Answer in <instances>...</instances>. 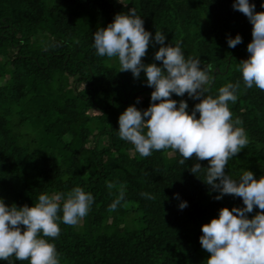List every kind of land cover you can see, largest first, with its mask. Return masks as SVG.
Listing matches in <instances>:
<instances>
[{"label":"trees","instance_id":"16d2710c","mask_svg":"<svg viewBox=\"0 0 264 264\" xmlns=\"http://www.w3.org/2000/svg\"><path fill=\"white\" fill-rule=\"evenodd\" d=\"M233 3L0 0V198L9 206L31 207L40 194H67L77 186L94 197L78 225L60 222L59 237L50 239L60 264H206L202 225L217 218L221 208L244 207L239 197L216 200L219 193L204 182L205 171L198 177L189 171L197 162L208 167L207 161L180 165L182 157L171 149L142 157L119 138L120 114L132 105L146 110L154 89L143 71L139 78L119 72L118 60L99 57L93 46L99 28L134 8L153 37L145 64H162L154 59L159 30L166 45L179 41L186 58L213 66L207 95L215 98L219 88L239 82L238 99L229 108L233 119L242 121L249 143L229 160L226 173L238 179L250 170L259 179L264 176V91L247 88L238 70L250 55L252 25ZM250 3L264 11V0ZM237 34L242 43L230 48L227 41ZM172 98L185 100L189 113L199 102L187 94ZM121 188L124 199L109 211ZM182 202H187L184 209Z\"/></svg>","mask_w":264,"mask_h":264},{"label":"clouds","instance_id":"9594fccd","mask_svg":"<svg viewBox=\"0 0 264 264\" xmlns=\"http://www.w3.org/2000/svg\"><path fill=\"white\" fill-rule=\"evenodd\" d=\"M255 7L250 0H234L233 3V8L244 14L252 25V39L247 45L250 55L239 62L238 70L247 88L255 86L264 91V11L257 12ZM93 37L99 57L118 60L119 72L130 71L134 78H139L143 71L147 86L154 89L146 110L132 105L120 114L119 138L131 143L142 157L171 149L182 157L180 165L193 159L207 161L208 167L197 162L189 171L196 176L202 169L205 171L204 182L219 193L216 200L231 195L243 201L244 207L221 208L217 218L202 225L199 240L202 249L209 254L206 264H264V176L257 179L252 171L246 170L234 179L226 173L229 160L249 143L245 129L239 126L242 121L233 119L229 108V102L235 104L238 99L239 82L219 88L215 98L207 95L213 83L210 75L213 66L201 67L199 58H186L179 41L175 46L166 45V36L159 30L154 40L160 47L154 59L162 64H145L143 58L153 37L134 8L127 14H116L114 20L107 27L99 28ZM227 43L235 48L242 43V37L237 34ZM173 94L179 97L187 94L199 102L189 113L188 103L183 99L177 102ZM107 187L112 189L114 185L108 183ZM141 195L153 198L147 193ZM174 195L179 198L178 194ZM123 199L121 188L109 211H114ZM93 202V195L79 186L67 194H40L38 202L31 207L9 206L0 198V260L11 264L10 258L15 257L29 264H60L59 253L50 239L59 237L60 222L78 225ZM185 207L187 202L180 203V209ZM257 208L259 211L249 218L248 214Z\"/></svg>","mask_w":264,"mask_h":264}]
</instances>
